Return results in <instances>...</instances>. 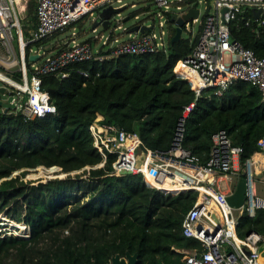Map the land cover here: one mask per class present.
Wrapping results in <instances>:
<instances>
[{
  "label": "trees",
  "instance_id": "16d2710c",
  "mask_svg": "<svg viewBox=\"0 0 264 264\" xmlns=\"http://www.w3.org/2000/svg\"><path fill=\"white\" fill-rule=\"evenodd\" d=\"M35 4L27 1L32 29ZM242 17L230 25L231 39L264 56V27L255 33V24L246 27ZM174 33L170 26L171 37ZM170 40L167 53L86 62L82 66L90 70L88 78L75 72L44 77L41 88L55 114L30 120L0 108V213L17 227L7 228L12 235L0 236V264H108L113 255L126 252L137 254L136 264H181L183 251L203 250L198 240L182 233L185 216L200 193L165 194L147 187L140 174L115 173L116 155L104 159L98 152L93 124L106 132L117 127L136 134L142 148L166 152L183 108L194 103L182 146L204 164L212 135L225 130L232 143L242 147L241 160L251 158L255 172L264 173V155L257 147L264 136L259 89L236 81L221 97L208 90L195 99L192 81L183 78L178 66L196 37ZM123 158L117 164H123ZM44 167L61 168L66 176L24 181L28 169ZM235 215L239 238L250 231L264 235V210L258 209L254 217L243 209Z\"/></svg>",
  "mask_w": 264,
  "mask_h": 264
},
{
  "label": "built area",
  "instance_id": "2783aa9c",
  "mask_svg": "<svg viewBox=\"0 0 264 264\" xmlns=\"http://www.w3.org/2000/svg\"><path fill=\"white\" fill-rule=\"evenodd\" d=\"M150 1L156 5L152 23H141L152 26L149 30L129 33V28L118 24L116 28L127 34V38L120 39L113 32L107 36H95V41L102 39V46L108 45L105 51L102 47L94 49L90 42L76 40L77 33L73 31L69 39L56 44V50L51 51L45 44L37 43L65 32L70 25L86 18L96 21L99 13L109 6L134 7V0H35L36 27L28 38H24L23 34L26 24L22 21L25 17H19L16 9L18 5L23 12L18 0H0V48L8 59L12 58L7 68H16L9 71L14 75L20 72L18 80L6 74H3L5 79L0 78L3 82L0 87H5L2 95L13 96L8 108L2 107L4 102L0 99L1 110L20 112L30 120L55 114V106L41 88L44 77H68L71 72H75L88 78L91 72L82 66L86 62L103 61L121 55L167 53L170 26L174 28L176 18L187 13L190 8L197 9L198 14L184 22L182 33L192 35L193 26L198 25L196 42L191 52L180 62L178 72L183 78L192 81L195 99L208 90L221 97L233 82L246 81L259 89L264 103V56L256 55L230 37V25L239 16H243L241 19L246 27L255 24L252 26L255 33H258V28L264 27V0ZM244 6L247 8L242 14ZM255 11L258 12L257 16L254 15ZM30 55H37L38 59L31 61ZM193 107L194 103L183 108L171 147L166 152L142 148L136 134H129L117 127L106 132L102 126L93 124L90 131L94 146L104 159L109 154L116 155L112 164L115 173L121 169L131 170L133 174L142 176L147 187L165 194L176 195L186 191L200 193L199 201L185 216L182 233L198 240L203 250L185 251L181 264H264V256L259 254L264 245V235L250 231L239 238L235 232V214L239 210L243 209L249 217H254L258 209L264 210V195L259 193L257 186L258 181L264 186V176L259 179L260 175L255 172L251 158L241 160L242 147L233 144L225 130L212 135V147L204 164L185 149L182 146L184 124ZM257 147L264 155V136L257 142ZM121 156H124V163L117 164ZM216 174L244 179L245 199L242 207L235 209L228 205L227 194L216 184ZM214 210L221 218L219 228L204 219Z\"/></svg>",
  "mask_w": 264,
  "mask_h": 264
},
{
  "label": "rangeland",
  "instance_id": "374dc122",
  "mask_svg": "<svg viewBox=\"0 0 264 264\" xmlns=\"http://www.w3.org/2000/svg\"><path fill=\"white\" fill-rule=\"evenodd\" d=\"M28 0H20L21 4H25V2H27ZM19 2V1H18ZM135 6L131 7L130 5H128L127 7H125L124 10H122L119 15L117 16L116 14H114V16L111 18V22L109 25L108 30L104 31L102 29L101 26H98L96 31L93 32L92 28H91V22L92 20L89 18H86L84 21H79L76 23H73L72 25H70L68 27V29H66L65 32H61L58 34H55L53 37L49 38L46 42H45V47L51 51L56 50V44H59L60 42L69 39L71 37V34L73 31H75L77 33V37L76 40L78 41H87L90 42L92 44V47L94 49L96 48H103V50L105 51L108 48V45H103L102 46V39L95 41V36H100V35H108L109 33H112L116 36H118L120 39L123 38H127V34H124L121 29L116 28L118 24H120L122 27H126L129 28L132 25H134L135 23L139 22V23H146V24H150L152 23V19H153V15L156 12V5L152 2V1H144V0H134ZM247 7L244 6L242 8V14L244 13L245 9ZM16 9L18 11V15L19 17L24 16L25 19L22 22H25L26 27L28 28V32H27V28L24 29L23 34H24V38H28L29 36H32V32L33 29L31 28V24L28 20L27 17V13L26 12H21V10H19L18 5H16ZM173 10V9H171ZM204 10L202 9V13L203 14ZM254 15L257 16L258 12H254ZM135 16H137V18H135ZM126 17H128L129 19L125 22H123V19H125ZM202 18V15L200 16V19ZM121 21L119 23H117L116 21ZM158 19H155V23L157 24ZM74 28V29H73ZM116 28V29H114ZM166 28V27H165ZM198 30V25H194L192 28V32L193 34L191 35L190 33L187 32H183L182 33V38L188 39L189 37L191 39H193L197 33ZM16 40L14 39V44H15ZM33 47H35V45H33ZM12 58L8 59L7 58V54L4 52L3 49L0 48V70L3 71V74H6L7 76H12V78H14L15 80H18V78L9 70H14L16 68L12 67V68H7L9 61H11ZM16 67V66H15ZM3 85V82L0 81V86ZM10 89V88H9ZM11 90V89H10ZM13 96L9 95V94H4L2 95L0 93V99L4 102L3 103V108H8L10 107V103L9 101L11 100ZM8 100V102H6ZM1 107V108H2ZM88 169V167H86ZM61 170L58 169L56 171L53 170H47L44 168H40V169H30L27 174L24 177V181H35V180H41L43 182H45L48 179H53V178H64L66 176V174L61 173ZM21 171H17L15 174H12V177H15L17 175H19ZM81 171H77V173H79ZM74 174V173H72ZM264 176V174H261L259 176V179H262V177ZM235 178L230 177L228 178V185H230L231 187L234 186L235 184ZM225 183H221V185H224ZM258 186V190L259 193L261 195H264V186L262 183H260V181H258L257 183ZM0 236H5V235H12V233L14 231L11 230H7L8 229H16L17 227L12 226L10 219L7 218L3 213H0ZM3 216V217H2ZM9 220H6V219ZM13 221V220H12ZM15 222V221H14ZM20 238H22L21 236H18ZM24 238V237H23ZM27 238V237H25Z\"/></svg>",
  "mask_w": 264,
  "mask_h": 264
},
{
  "label": "water",
  "instance_id": "95a60500",
  "mask_svg": "<svg viewBox=\"0 0 264 264\" xmlns=\"http://www.w3.org/2000/svg\"><path fill=\"white\" fill-rule=\"evenodd\" d=\"M125 7L121 8H113L111 6L103 9L99 15L98 19L94 22L91 23V28H97L98 26H101L104 31L108 30L109 28V20L113 14H119L122 10H124ZM198 14L197 9L190 8L187 13H184L180 15L178 18L175 20V33L171 37L170 42L173 43L177 40H179L182 36V26L185 21L191 20L192 18H195ZM129 18L126 17L123 19V22L127 21ZM152 28V26H147L146 24H141L139 22L135 23L131 27H129L128 32L132 33L135 31H140L144 32L145 30H149ZM110 40V37H108V42ZM38 59L37 55H30L29 60L31 61H36ZM5 91V87H0V93L3 94ZM1 104V101H0ZM61 170V168H59ZM28 169L27 171H29ZM16 173V172H15ZM14 173V174H15ZM120 174H131V170H124L121 169L119 170ZM60 178V177H59ZM245 199V184H244V179L241 177L238 179L237 185L229 196H227V203L231 208L238 209L242 207ZM204 219L211 223L213 226L216 228H219L220 223H221V218L219 216V213L214 210L209 216H205ZM259 254L261 256H264V245L260 248ZM137 263V254L136 253H129L126 252L125 255L121 256L120 254H115L111 257V260L109 261L108 264H136Z\"/></svg>",
  "mask_w": 264,
  "mask_h": 264
},
{
  "label": "crops",
  "instance_id": "0c3cea01",
  "mask_svg": "<svg viewBox=\"0 0 264 264\" xmlns=\"http://www.w3.org/2000/svg\"><path fill=\"white\" fill-rule=\"evenodd\" d=\"M18 1H19V7L21 6L20 9H22L23 12L27 13V9H26L27 8V2H25V4L24 3L21 4L20 0H18ZM230 177H233V178L236 179L235 180V184H234L233 187L228 185V178H230ZM238 179H239L238 177H235V176H232V175H219V174L215 175V180H216V184H217L218 188L221 191L225 192L227 194V196H229L231 193H233V191H234V189H235V187L237 185ZM221 183H225V184L221 185ZM183 252H185V251H183Z\"/></svg>",
  "mask_w": 264,
  "mask_h": 264
},
{
  "label": "bare ground",
  "instance_id": "6f19581e",
  "mask_svg": "<svg viewBox=\"0 0 264 264\" xmlns=\"http://www.w3.org/2000/svg\"><path fill=\"white\" fill-rule=\"evenodd\" d=\"M21 7V6H20ZM0 78L5 79V76L3 75V73L0 72ZM124 163V162H123Z\"/></svg>",
  "mask_w": 264,
  "mask_h": 264
}]
</instances>
